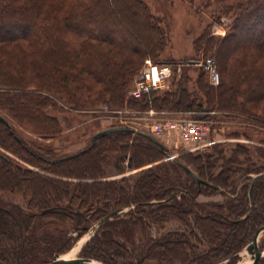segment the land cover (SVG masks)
Here are the masks:
<instances>
[{
  "label": "trees",
  "instance_id": "16d2710c",
  "mask_svg": "<svg viewBox=\"0 0 264 264\" xmlns=\"http://www.w3.org/2000/svg\"><path fill=\"white\" fill-rule=\"evenodd\" d=\"M226 14H232L227 33L223 37L206 33L199 43L213 56L220 73L217 86L204 83L200 75L198 90L206 99L201 107L190 100L182 84L162 99L158 92L139 100L128 95L145 59L165 63L158 54L166 34L141 0H0V109L16 120L19 114L45 137L60 132L62 124L48 112L57 108L56 101L73 110L100 103L148 109L160 103L185 112L196 108L195 117L221 110L264 126V113L263 117L252 113L257 101L264 105V0L237 2ZM0 117L5 120L0 121V148L44 171L23 167L0 151V191L19 192L27 200L23 208L0 198V264H47L117 209L126 211L99 226L81 258L102 264H152L160 252L166 256L158 257L164 264H186L175 261L182 247L191 264H236L240 251L264 226V148L250 152L247 146L236 145L226 157L216 146L210 153L192 156V161H201L195 169L191 160L188 164L175 159L143 170L133 182L108 181L102 179L111 161L117 171L123 164L139 168L167 156V149L140 132H113L93 140L99 131L91 134L86 147L56 157L49 147L28 146L11 120ZM181 165L209 186L197 185ZM85 177L93 182L84 183ZM204 192L222 194L227 202L219 207L198 204L195 199ZM180 218L186 224L193 220L201 242L208 246L204 252L190 257L192 234L168 232L154 238L147 233L150 226L159 229ZM37 219L41 234H33ZM53 220H70L74 237L53 230ZM207 221L218 223V228ZM137 231L145 241L134 255L128 246L135 244ZM43 244L47 252L36 256ZM259 248L264 249V242ZM256 264H264V257Z\"/></svg>",
  "mask_w": 264,
  "mask_h": 264
},
{
  "label": "rangeland",
  "instance_id": "374dc122",
  "mask_svg": "<svg viewBox=\"0 0 264 264\" xmlns=\"http://www.w3.org/2000/svg\"><path fill=\"white\" fill-rule=\"evenodd\" d=\"M148 7L151 14L161 22V29L165 32L166 44L163 50L158 54L159 59L165 63H170L177 69L176 75L166 82L164 87L158 92L160 99L168 93L177 92L180 84L185 86L189 93L190 100H194L195 104H199L201 107L206 106V99L203 97V93L198 90L197 81L200 75L203 74L202 79L204 83H210L209 74L199 65H192L189 68L183 69L181 66L187 65L190 62H196L207 58L213 59L211 54H206L204 49L199 46L201 37L206 33L212 37H223L227 31L228 26L231 23V15L226 14L228 7L231 5L247 0H141ZM119 28V27H118ZM121 31V28H119ZM246 43V42H245ZM228 49V47H227ZM214 60V59H213ZM169 61V62H168ZM215 62V61H214ZM143 67V66H142ZM142 69V68H141ZM183 69V70H182ZM218 74V82L220 81V73L216 68ZM138 76V75H137ZM136 76V77H137ZM135 77V78H136ZM134 78V80H135ZM201 79V80H202ZM131 84V87L134 85ZM217 86V85H213ZM33 90V89H30ZM29 90V91H30ZM57 108L48 112L54 116L59 123V133L53 137H45L40 135L39 131L34 130L31 125L25 124L23 118L18 114V119H13V116L7 113L4 107H1L0 114L7 116L12 124L14 125L17 134L26 141V144L31 148H46L49 147L54 150V156L60 157L73 152L78 151L86 147L89 144L90 136L92 133L103 131L111 128H127L136 129L137 132L143 133L151 139L162 144L168 152L167 156L162 157L160 160L145 164L139 168H128L126 164H123V168L117 171L112 164V161L108 166L105 167L104 175L102 180H117L122 181L123 179L133 180L136 179L143 170L149 169L154 165L161 164L175 159L185 160L186 162L192 161V156L205 155L213 151V148L217 146V150H220L224 156L228 157L231 151L236 145L247 146L250 152L253 149L264 148V126L257 123L256 120L249 117L241 116L238 114H226L221 110L214 112H207L208 116H204L201 120L206 127V136L200 142H186L181 138V127L188 121L193 120L195 117L196 108L193 111H180L169 108H164L161 105L155 103V108L145 109L141 106H131L130 103L125 104L122 108H114L106 104L100 103L92 105L87 109L73 110L68 104L63 101H56ZM133 104V103H132ZM195 105V106H196ZM254 108V107H253ZM202 112V111H201ZM252 113L263 117L264 105L260 101H257V106L253 109ZM261 114V115H260ZM170 120L176 124L172 129H165L163 132L155 130L156 124H163L164 121ZM183 137V136H182ZM253 148V149H252ZM0 151L7 154L15 162L23 167L31 168L33 171L44 174L35 167H32L20 160V156L13 155V153L6 152L0 148ZM243 160V159H242ZM192 168H197L198 163L201 161L197 159L192 161ZM217 172V171H216ZM47 174V173H45ZM174 174V172H170ZM182 181H185L186 177L184 174H178ZM234 178H238L239 174H235ZM175 178L176 176L173 175ZM72 182H78V180L69 179ZM83 182H93L92 179L85 177ZM19 191V190H18ZM0 198L7 202L17 203L19 206L26 207V198H23L19 192L10 194L8 191H0ZM196 202L201 205H218V207L227 202V199L222 194H211L204 192L196 197ZM242 217L241 219H243ZM128 219V218H127ZM130 219V218H129ZM181 221L171 219L166 222L161 228L150 226L148 229V235L151 237H159L165 233L177 232L180 234L191 235V255L200 254L204 252L208 246L205 242H201V236L194 228V222H187L185 219L180 218ZM112 220V219H111ZM41 220L37 219L35 226H33L34 233H43L42 227L40 228ZM210 225L218 228V223L214 221H207ZM53 230H57L61 234H64L68 239L71 238L72 224L70 220L60 222L53 220ZM96 224L89 226L87 231L82 237H80L71 248L61 253V256H66L71 252L78 250L76 255L80 257V253L87 243V241L95 234L99 227L93 231ZM191 226L192 232H188L189 229L186 227ZM221 226V225H219ZM91 228V229H90ZM222 228V226H221ZM50 235L55 238L57 233L54 231L50 232ZM159 235V236H158ZM194 236V238H193ZM74 237V236H73ZM145 241L142 233L137 231L135 235V244L129 245L130 249H133L134 255H139L143 243ZM176 241V240H174ZM261 242H264V234H262L258 241V247ZM175 243V242H174ZM47 244V243H46ZM132 246L134 248H132ZM80 247V248H79ZM137 247V248H136ZM247 247V246H246ZM243 248L238 254L239 260L236 264H240L242 257L241 254L246 249ZM77 248V249H76ZM48 246L41 245L38 250L35 251V255L45 254ZM264 254V249H260ZM165 256V255H164ZM164 256L162 253H158V257L163 260ZM158 257L152 264H164ZM166 257V256H165ZM175 261H181L186 264H191L190 258L184 253V248L178 249L175 253ZM263 258V257H262ZM194 259V258H193ZM160 260V261H159ZM167 260V259H166ZM95 261V260H94ZM98 262V261H96ZM102 264L101 262H98ZM227 264V261L221 262ZM170 264H173L170 262Z\"/></svg>",
  "mask_w": 264,
  "mask_h": 264
},
{
  "label": "built area",
  "instance_id": "2783aa9c",
  "mask_svg": "<svg viewBox=\"0 0 264 264\" xmlns=\"http://www.w3.org/2000/svg\"><path fill=\"white\" fill-rule=\"evenodd\" d=\"M193 65L201 66L208 74L211 85H218V74L215 69V62L211 58L198 60ZM177 69L170 63H155L151 59L144 60L142 69L134 80V85L129 92V96L134 99H142L153 92H159L167 81L172 79ZM150 109V108H149ZM152 109V108H151ZM201 119L194 118L183 124L181 127V138L186 142H200L206 136V127ZM176 124L166 120L163 124H156L155 130L163 132L166 128L172 129ZM135 130L136 129H131Z\"/></svg>",
  "mask_w": 264,
  "mask_h": 264
},
{
  "label": "water",
  "instance_id": "95a60500",
  "mask_svg": "<svg viewBox=\"0 0 264 264\" xmlns=\"http://www.w3.org/2000/svg\"><path fill=\"white\" fill-rule=\"evenodd\" d=\"M190 63H194V62H190ZM204 116H198V119H202ZM0 121L1 122H5V120L0 117ZM120 131H131L133 134L138 133L135 130H131V129H127V128H111V129H106L103 130L97 134H95L93 136V140L97 139L98 137H103L106 136L110 133L113 132H120ZM141 135H143L147 140L152 141L153 143L157 144L158 146H160L161 148H164V146L162 144H160L159 142L151 139L150 137H148L147 135L140 133ZM181 167L196 181L197 185H206L209 186L208 183L200 180L199 178H197L189 169H187L186 167L182 166ZM172 197V196H171ZM125 209H117L109 214H107L105 217H103L98 223H96V225L94 226L93 231H95L100 225H102L103 223L111 220L113 217L122 214L123 212H125ZM91 229V228H90ZM264 234V226L259 228L256 233L254 234L251 242L248 244V246L246 248H252L253 251V256H252V260L250 261V263L248 264H256L258 262V260L262 257H264L263 252H261L259 250L258 247V241L260 236ZM47 264H100L92 259H85V258H81V257H76L74 259H65L64 256L61 255H56L53 257L52 261L47 263ZM216 264H225V263H216Z\"/></svg>",
  "mask_w": 264,
  "mask_h": 264
},
{
  "label": "bare ground",
  "instance_id": "6f19581e",
  "mask_svg": "<svg viewBox=\"0 0 264 264\" xmlns=\"http://www.w3.org/2000/svg\"><path fill=\"white\" fill-rule=\"evenodd\" d=\"M77 251L78 250H75V251L71 252L70 254L64 256V258L65 259H74V258H76L77 257V255H76ZM252 256H253L252 248L251 247L250 248H246L243 251V253L241 254L242 260H241L240 264H248V263H250V261L252 260Z\"/></svg>",
  "mask_w": 264,
  "mask_h": 264
}]
</instances>
